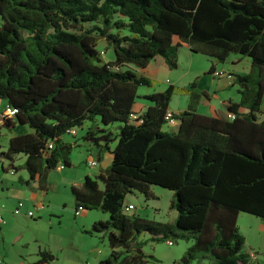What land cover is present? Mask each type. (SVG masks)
<instances>
[{
  "label": "trees",
  "instance_id": "1",
  "mask_svg": "<svg viewBox=\"0 0 264 264\" xmlns=\"http://www.w3.org/2000/svg\"><path fill=\"white\" fill-rule=\"evenodd\" d=\"M100 41L112 49L111 61L101 57ZM183 44L215 63L247 57L249 67L236 75L239 99L226 102L224 115L171 111L177 125L169 132L163 125L175 91L195 102L207 94L191 91L192 81L139 95L154 83L136 70L155 57L176 68ZM140 98L148 105L135 112ZM263 98L264 0H0V99L15 109L0 112V133L29 130L0 145V160L9 161L1 168L24 169L45 191L48 171L70 166L77 127L81 142L96 149L92 166L108 151L104 169L69 188L75 214L108 215L89 230L110 249L97 264H146L143 246L171 245L168 237L190 242L173 264H258L242 251L237 217L264 219ZM15 155L21 165L12 164ZM151 186L172 192V222L130 212L134 205L125 210L129 194L154 198ZM38 254L36 263L54 259Z\"/></svg>",
  "mask_w": 264,
  "mask_h": 264
},
{
  "label": "rangeland",
  "instance_id": "2",
  "mask_svg": "<svg viewBox=\"0 0 264 264\" xmlns=\"http://www.w3.org/2000/svg\"><path fill=\"white\" fill-rule=\"evenodd\" d=\"M97 49L101 51L103 60L113 59V51L110 47L106 48L105 42L100 41ZM178 52L177 67L170 69V73L165 74L161 82H154L151 90L158 89V87H164L163 90H165L170 85L166 82V78L170 82L178 79L177 83L186 88H190L189 84L192 81H195V83L199 81L200 87L202 86L205 89L210 87V77L205 73L211 59L198 53L190 54L186 46H182ZM229 56L239 55L230 54ZM241 58L243 60L237 62L233 67H237L239 71H242V69L248 71V58ZM145 88L141 86L138 89L145 90ZM228 89L235 91V87H232V85ZM220 93L222 96L227 97L226 92ZM210 94L212 96L210 100L203 95L201 96L202 105L197 104L199 109L206 112L208 103L214 105V107L223 108L218 102L221 99L219 93L211 92ZM183 98L185 97L182 93L175 91L170 98L169 108L176 111L181 107H185ZM135 102L134 109L137 110L143 102L139 99ZM5 106L6 101L0 99V112L4 110ZM261 111L262 114L259 117L264 119V98ZM197 113L200 112L197 111ZM111 126L110 128L114 130V125ZM168 128V124L163 125L164 130H168ZM77 132V137H80L84 132L83 127H77ZM9 137L10 132L2 128L0 133L2 149L7 146ZM65 138L69 140L72 139V136L66 135ZM81 143L79 138L69 154L70 166L48 171L46 190L43 194L44 197L40 199L44 204L42 208H36L38 207L36 205L38 200L36 203L33 200L31 186L15 182L16 174L11 175L6 171L4 173L0 168V174L6 177L0 183V188L4 189V193H0V216L3 220L0 222V255L4 258L5 264H31L39 259L38 251L40 250H47L53 254L54 259L50 261L52 264H97L98 260L105 259L108 256L110 249L106 239L101 237V233H89L92 220H105L108 217L107 213L90 209L80 210V214L77 215L73 209V196L69 189L70 186L80 185L86 175L94 177L100 170L97 165H89L90 157L84 151ZM22 161L23 157L21 155L13 156V164L18 165ZM1 162L2 160H0V164ZM4 162L5 165L9 163L8 160H4ZM20 170L21 174L25 175V170L22 168ZM3 185L9 186L11 190H5ZM150 190L155 197L147 200L140 193L127 195V201L134 205V209L130 212L147 219L172 222L176 214L175 209L171 207L172 192L158 186H151ZM18 200H21L25 206L15 212L14 208ZM28 210L32 212V217L27 215ZM101 214H104V216ZM237 225L245 238L242 251L249 255L250 260L264 264V219L242 212L237 217ZM168 240L172 242L171 245H168L164 240L159 242L148 241L143 246V252L147 255L146 264H173L190 243L184 239L174 237H168ZM150 255L151 257H149Z\"/></svg>",
  "mask_w": 264,
  "mask_h": 264
},
{
  "label": "crops",
  "instance_id": "3",
  "mask_svg": "<svg viewBox=\"0 0 264 264\" xmlns=\"http://www.w3.org/2000/svg\"><path fill=\"white\" fill-rule=\"evenodd\" d=\"M182 46H186V45L183 44V45L180 46V48H182ZM186 47H187V49H188V51H189L190 54H195V53H193V52H191L189 50L188 46H186ZM180 48H179V51H180ZM111 60L112 59H106L104 61H111ZM178 60H179V52H178ZM242 60H243V58H241L240 56H232V57L228 56V58H226V60L224 62H222V63H215V62H212V61L209 60V67H208V70L206 71L205 74L210 77V83H211L210 87H208L207 89H205L202 86L200 87V84H199V81H198V82L195 83V87L191 89V91H193L195 93H198V94H200V93H206L207 94V97H205V96L204 97L207 98V99H209V100L212 99V96L210 94L211 92L212 93H219V96L221 97V99L218 102L223 106V108L214 107V105L208 103V106H207V109H206V112H205L203 109H199V107H198V105H202V97H201L202 95L199 97L198 102H195L194 99L193 100L190 99V97H189L188 94H183V97H185V98H183L184 99L183 101L185 102V107H181V108L177 109L176 111L183 110V109H186L188 107H192V108L195 109L196 112L198 111V112H200L203 115H208V116H220V115H224L226 102L227 101L236 102L239 99V94H238V91H237L238 90V85L235 84V77L234 76H236L237 74H241V75L242 74H245L247 71H243V69H242V71H239V69L237 67H233V66L237 62H240ZM211 65H213L212 71L213 70H217V71L218 70H221L225 74L224 75H221V76H218V77L213 76L212 75V71H211V73L208 72ZM136 71H137V73H139V74L144 75L145 77H147L153 83L154 82H161L163 76L165 74H169L170 73V69L167 67V65L165 64V62H164V60H163L162 57H155L154 59H152V60L149 61V63L146 65L145 68H143V69H137ZM226 74L231 75V78L228 79L227 76H226ZM166 82H168L171 85L176 86V87H184V86L179 85L177 83L178 82V79L173 80L172 82H170L169 79L166 78ZM231 85H232V87H235V91H232V90H229L228 89ZM184 88H186V87H184ZM163 89H164V87H162V88L161 87H158V89H153V90H151V88H145V90L138 89V94L139 95H144V94H149V93H152V92H155V91H163ZM220 92H226L225 94H227V97L222 96ZM139 100H141L143 103L140 106V108L137 109V110L134 109V105H135L136 102L134 103V105H133L132 108H133V111H135V112H137V111L138 112L143 111L147 107V105H148V102L146 100H144L142 98H140ZM169 110H170V112L171 111H174L171 108H169ZM240 110L241 111H245L244 109H240ZM168 125H169V128H168L167 131L173 132V131L176 130L177 122L175 121L173 124H168ZM26 132H29V130L27 128H25L23 126H16V127H14V129H12V131L10 133V136L15 135V134H19V133H26ZM78 139L79 138L77 137L76 138L77 142H78ZM81 145L84 147V151L85 152H87V153L89 152L90 153L88 155L90 158H93V157L96 158V149L95 148L90 147L86 143H82ZM90 158H89V160H90ZM110 159H111V156H110L109 152L108 151L103 152L101 154L100 161L98 160L97 166H99L100 169H104L109 164ZM23 160H24V158H23ZM22 162L18 163V165H20ZM1 165L3 167H6L7 166V165H5L4 160L0 164V168H1ZM14 166H16V164ZM10 169L11 168H6L5 171L6 172H9V174H11V175H15L16 174L17 178H16L15 182L17 181L18 183H23L26 186H31V190L33 191L32 192V198L35 201V203L38 200L37 203H36V205L37 206H39L40 204L44 205L43 202L40 201V199L42 197H44V195H43L44 194V191H42V190H40V189L37 188V186H36V179L29 180L27 178L28 177L27 173L24 172L25 175H22L20 169L18 171L15 170L14 173H10ZM5 171H4V173H5ZM5 179H6L5 175L0 174V183L3 182ZM3 186H4L5 190H7V191L8 190H11V188H9V186H7V185H3ZM0 193H4V189L3 188H0ZM5 200L7 201V199H5ZM18 201H21V200H18ZM17 202H16V204H17ZM23 206H25V205L23 204ZM36 208H38V207H36ZM78 214H80V213L78 212L77 215ZM101 215L104 216V214H101ZM174 218H175V215H174L172 221L174 220ZM94 221L95 220H92L91 224ZM2 259H3L2 264H5L3 257H2ZM36 262H37V260L35 262L31 263V264H36Z\"/></svg>",
  "mask_w": 264,
  "mask_h": 264
},
{
  "label": "built area",
  "instance_id": "4",
  "mask_svg": "<svg viewBox=\"0 0 264 264\" xmlns=\"http://www.w3.org/2000/svg\"><path fill=\"white\" fill-rule=\"evenodd\" d=\"M223 74L224 73L222 71H216V70H213L212 71V75L215 76V77L221 76ZM226 76H227L228 79L231 78V75H229V74H227ZM4 112L8 116H13L15 114V109L12 108V107H6L5 110H4ZM135 117H136V115H132V118H135ZM227 118L232 119L233 118V115L232 114H227ZM165 119L167 120L168 124H173L175 122V119H173L172 114H171L170 111H166ZM71 132L73 133L74 131L72 130ZM89 164L92 166V165H94V162L92 160H89ZM10 173H12V171H10ZM22 206H23L22 201H18L17 204H16V206H15V208H14L15 212H17L18 209L21 208ZM42 207H43L42 204H40L38 206V208H42ZM131 209H133V205L132 204H128L125 207V210L126 211H129ZM14 210H13V212H14ZM27 215L29 217H32L33 216L32 212L30 210H28ZM2 221H3L2 220V217L0 216V222H2ZM168 243L171 244L170 242H168ZM2 262H3V259H2L1 255H0V264H2ZM45 264H52V263L50 261H47Z\"/></svg>",
  "mask_w": 264,
  "mask_h": 264
}]
</instances>
